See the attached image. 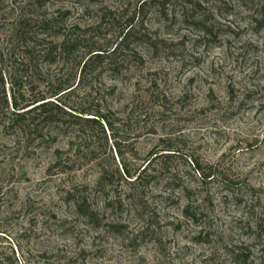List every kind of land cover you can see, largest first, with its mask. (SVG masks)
<instances>
[{
  "label": "rangeland",
  "instance_id": "obj_1",
  "mask_svg": "<svg viewBox=\"0 0 264 264\" xmlns=\"http://www.w3.org/2000/svg\"><path fill=\"white\" fill-rule=\"evenodd\" d=\"M263 12L264 0H0V264H264ZM22 16L58 26L25 43ZM66 36L79 40L70 57H40ZM91 49L103 63L79 82ZM70 87L63 104L113 131L13 123L14 97Z\"/></svg>",
  "mask_w": 264,
  "mask_h": 264
},
{
  "label": "trees",
  "instance_id": "obj_2",
  "mask_svg": "<svg viewBox=\"0 0 264 264\" xmlns=\"http://www.w3.org/2000/svg\"><path fill=\"white\" fill-rule=\"evenodd\" d=\"M44 0H37V2H43ZM35 5V4H34ZM34 5L28 6L30 8L36 7ZM40 5V3H38ZM264 13V12H263ZM264 15V14H263ZM264 21V20H263ZM58 26V22L55 19H42V20H35L33 21L29 17H21V19L16 22L14 25V33L19 38V40H22L23 42H27L28 37L30 36V33L35 32L36 28H41L44 35H47V33H50L51 31H54L55 28ZM207 33V32H206ZM79 40H73L70 37L66 36L60 43H54L50 42L48 44H45L40 50V57L45 61L54 62L56 59V56L60 57H70L76 49V46L78 45ZM30 50L29 46L26 45L25 48ZM31 51V50H30ZM28 53V52H27ZM32 52H29L31 54ZM87 60L81 64V71H80V81L81 79H84L85 76L89 73L92 66L99 65L100 63H103L104 55L102 54L101 50L91 49L89 50V53L87 54ZM71 90L70 88H67L63 90V88H60L59 90L55 91L54 94L50 98H47V96H41L40 98L30 102L24 107H20V105L17 102V98H13V102L11 103V109L13 110V116L14 120L13 123L18 125H22L26 121V117L37 114V118L41 117L44 122L49 123H57L58 119H60V123L68 121L69 126H76L81 127L82 124L87 125H101V122H105L106 127L108 129L112 128V124L108 122V118L102 116V115H91L93 118H85L84 112H81L79 114L75 113L72 109L65 106L62 102V97L66 95L64 92H67ZM49 99H54L53 101H48ZM3 107L5 109L9 108V104L7 101V98L4 97L3 100ZM33 116V119L36 118ZM1 119V117H0ZM27 127V126H26ZM21 128V126H20ZM27 128H30L29 126ZM23 129V127H22ZM146 168H144V171ZM199 171V170H198ZM146 174V173H145ZM144 175V174H143ZM107 178V177H106ZM203 180L209 179L210 176L203 175ZM143 176L141 174L136 177L135 182H142ZM107 181L105 177H102L99 179L97 186L103 187L106 185ZM131 186L134 184V182H128ZM138 183V184H139ZM105 187V186H104ZM67 199L68 202L73 203L74 207L76 208L78 214L86 219H93V216L91 214V211L86 206L85 198L82 196H78L75 192H68L67 193Z\"/></svg>",
  "mask_w": 264,
  "mask_h": 264
}]
</instances>
